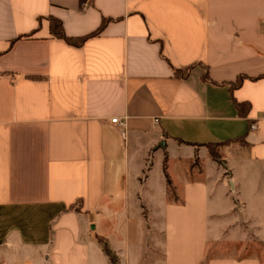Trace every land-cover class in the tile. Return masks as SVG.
Listing matches in <instances>:
<instances>
[{"label":"crops","instance_id":"0c3cea01","mask_svg":"<svg viewBox=\"0 0 264 264\" xmlns=\"http://www.w3.org/2000/svg\"><path fill=\"white\" fill-rule=\"evenodd\" d=\"M48 16L106 22L71 45ZM98 238L118 264L264 243V0H0V264H112Z\"/></svg>","mask_w":264,"mask_h":264},{"label":"rangeland","instance_id":"374dc122","mask_svg":"<svg viewBox=\"0 0 264 264\" xmlns=\"http://www.w3.org/2000/svg\"><path fill=\"white\" fill-rule=\"evenodd\" d=\"M222 148H223L222 144L220 145L214 144V145H211L210 147L212 152L218 155L219 162L221 161L220 150ZM150 162L154 163L155 159L150 160ZM196 162H197L196 164L199 166V160H196ZM197 171H198L197 168H195V171H194L195 174ZM171 173L173 175V176L170 175L171 178L176 179V175L178 174L177 171L172 169ZM134 190L135 188H129V193L127 195V202L129 206V216H131V218L133 219L135 218V220L137 221L139 220V217H140V207H139V203L137 199V194L135 193ZM175 197L177 199H180V195L177 193H175ZM136 246L138 247V244H136ZM221 255H233L236 257L257 255L261 259L262 264H264V243L257 241L255 239H251L250 241L245 242V243L244 242L219 241V242H209L207 244L205 258L212 257V256H221Z\"/></svg>","mask_w":264,"mask_h":264},{"label":"trees","instance_id":"16d2710c","mask_svg":"<svg viewBox=\"0 0 264 264\" xmlns=\"http://www.w3.org/2000/svg\"><path fill=\"white\" fill-rule=\"evenodd\" d=\"M82 2V1H81ZM48 21H49V30L51 35L61 38L63 40H65L67 43L71 44V45H81L85 39H87L90 36L96 35L98 34L102 27L104 26L106 20H103L101 22V24L99 25V27L97 29H95L94 31L84 35V36H78V37H73V36H67L64 32H63V28H62V23L59 19L53 17V16H48ZM176 75L179 76H185L187 73V70H178L175 69L174 70ZM244 78V76H239L235 82H233V84L238 85L241 80ZM216 145H220V143H215ZM211 145H214V143L211 144H207V147L209 149V154L210 157L216 161L219 160V157L216 153L212 152V150L210 149ZM163 172L165 175V180H166V189H167V196L168 198H170L173 201H177L178 199L175 197V191H174V187L172 185L171 179L166 171V163L165 161L163 162ZM69 208H74L73 205H70ZM99 239V243L101 244V247L103 249V251L107 254L110 262L112 264H118L117 263V257L116 255L113 253V251L109 248L107 242L105 239L103 238H98ZM210 257H206L204 258V260L201 262L202 264H207V261Z\"/></svg>","mask_w":264,"mask_h":264},{"label":"built area","instance_id":"2783aa9c","mask_svg":"<svg viewBox=\"0 0 264 264\" xmlns=\"http://www.w3.org/2000/svg\"><path fill=\"white\" fill-rule=\"evenodd\" d=\"M110 121H111L112 123H117V124H119V125H123V122H122L121 120H119L118 118H116V117L111 118ZM251 128L254 129V128H255V125L252 124V125H251Z\"/></svg>","mask_w":264,"mask_h":264}]
</instances>
